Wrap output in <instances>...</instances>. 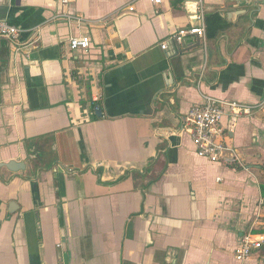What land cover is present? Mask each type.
Instances as JSON below:
<instances>
[{
	"label": "crops",
	"instance_id": "obj_1",
	"mask_svg": "<svg viewBox=\"0 0 264 264\" xmlns=\"http://www.w3.org/2000/svg\"><path fill=\"white\" fill-rule=\"evenodd\" d=\"M174 2L0 0L10 23L31 9L0 39V264H264L235 257L264 234V0H202L231 26L164 51L195 23L197 0ZM203 95L257 106L222 119L245 168L196 154L183 118ZM47 136L54 162L35 165L24 141Z\"/></svg>",
	"mask_w": 264,
	"mask_h": 264
},
{
	"label": "built area",
	"instance_id": "obj_2",
	"mask_svg": "<svg viewBox=\"0 0 264 264\" xmlns=\"http://www.w3.org/2000/svg\"><path fill=\"white\" fill-rule=\"evenodd\" d=\"M66 4L70 0H61ZM152 5H159L163 0H148ZM130 11L133 7L128 8ZM81 18L77 17L76 21ZM195 24L179 27L167 38L159 43L161 50L167 51L169 47H181L188 38L199 39V43L206 45V29L204 21V7L202 0H197ZM21 34V27L5 20H0V39L15 40ZM90 38L88 36H73L68 39L70 49H88ZM96 101V99L94 100ZM264 104V97L259 107ZM257 107V106H256ZM255 106L236 101H223L211 96L203 95L200 104L192 105L186 112L183 120L190 135L195 152L199 157L209 161H223L225 163H237L245 168L237 150L224 141V128L222 119L225 108L229 109L233 121L237 117L248 116ZM264 199H260L256 216L263 213ZM264 243V234H255L251 230L245 232L240 239V245L236 249V259L243 260L249 257L254 250H258Z\"/></svg>",
	"mask_w": 264,
	"mask_h": 264
},
{
	"label": "trees",
	"instance_id": "obj_3",
	"mask_svg": "<svg viewBox=\"0 0 264 264\" xmlns=\"http://www.w3.org/2000/svg\"><path fill=\"white\" fill-rule=\"evenodd\" d=\"M181 2L182 0H175L174 4L175 5L180 4ZM30 12L31 9L25 10L11 23L18 25L23 19H25L29 15ZM204 21H205L206 37L208 40L216 39L221 32L226 31L231 26L229 22H227L223 17H221L218 10L206 13L204 16ZM86 86H87V95H89L90 93L89 84H86ZM89 102H90L89 108L92 110V118L97 119L98 117L94 114V110L97 107L101 108L100 103L91 100H89ZM49 137L50 136L38 137L33 139H26L24 141L28 153L33 148V151L31 153L36 155V158H34V160H36L34 161L35 165L40 164L42 166L48 167L54 162L53 150L51 149L49 142L45 141ZM49 139H51V137ZM257 143L261 147V149L264 150V131L260 132ZM231 166H236V165L232 164ZM260 168L261 170H263V174L260 179V188L261 191L264 192V162L260 165ZM258 250L264 251V243L261 245V247Z\"/></svg>",
	"mask_w": 264,
	"mask_h": 264
},
{
	"label": "water",
	"instance_id": "obj_4",
	"mask_svg": "<svg viewBox=\"0 0 264 264\" xmlns=\"http://www.w3.org/2000/svg\"><path fill=\"white\" fill-rule=\"evenodd\" d=\"M230 14H233V13L232 12L227 13L226 14V17L229 18L230 17ZM229 20H230V18H229ZM182 46H185V43ZM198 46H199V39L196 38V43H195L194 47H198ZM179 49H180V47H179ZM94 114L97 117H100L101 114H102L101 113V108L97 107L94 110ZM2 166L6 167L8 170L13 171V172H17V171H20V170H24L25 169V163L22 162V161H19L18 162V161L11 160V161H8L7 163H3Z\"/></svg>",
	"mask_w": 264,
	"mask_h": 264
},
{
	"label": "rangeland",
	"instance_id": "obj_5",
	"mask_svg": "<svg viewBox=\"0 0 264 264\" xmlns=\"http://www.w3.org/2000/svg\"><path fill=\"white\" fill-rule=\"evenodd\" d=\"M261 108L264 109V104H262ZM214 162H219V161H214Z\"/></svg>",
	"mask_w": 264,
	"mask_h": 264
}]
</instances>
